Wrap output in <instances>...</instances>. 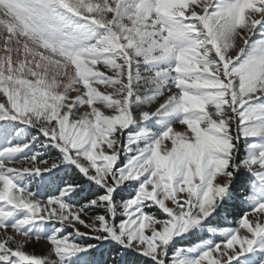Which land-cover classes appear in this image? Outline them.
Masks as SVG:
<instances>
[{
  "label": "snow or ice",
  "instance_id": "6c2138e0",
  "mask_svg": "<svg viewBox=\"0 0 264 264\" xmlns=\"http://www.w3.org/2000/svg\"><path fill=\"white\" fill-rule=\"evenodd\" d=\"M0 264H264V0H0Z\"/></svg>",
  "mask_w": 264,
  "mask_h": 264
},
{
  "label": "rangeland",
  "instance_id": "374dc122",
  "mask_svg": "<svg viewBox=\"0 0 264 264\" xmlns=\"http://www.w3.org/2000/svg\"><path fill=\"white\" fill-rule=\"evenodd\" d=\"M35 251L37 253H43L46 251V246L43 244H40V245L36 246Z\"/></svg>",
  "mask_w": 264,
  "mask_h": 264
}]
</instances>
